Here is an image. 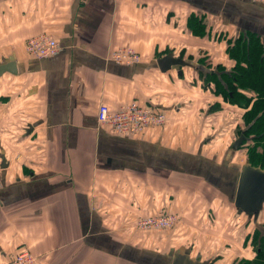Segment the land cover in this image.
<instances>
[{
  "label": "crops",
  "instance_id": "crops-1",
  "mask_svg": "<svg viewBox=\"0 0 264 264\" xmlns=\"http://www.w3.org/2000/svg\"><path fill=\"white\" fill-rule=\"evenodd\" d=\"M194 17L203 19L204 33L191 32ZM249 33L264 42V3L0 0V65L13 57L17 67L0 75V264L23 248L40 264H172L185 251L217 264L219 256L196 251L190 233L177 238L182 247L166 251L160 237L148 248V234L128 228L140 218L178 213L184 231L194 224L190 215L208 217L227 203L246 220L240 236L231 234L232 248L249 251L241 252L243 230L264 227V204L257 218L235 206L247 153L232 146L245 110L227 107L198 74L201 58L233 68L228 42ZM41 34L58 40V55H27V41ZM127 46L141 62L111 60ZM169 54L190 65L163 71L158 62ZM132 102L165 113L167 123L133 136L98 122L100 104L118 110ZM216 102L220 112H210ZM235 107L242 113L232 118L230 140L206 132L208 125L224 129Z\"/></svg>",
  "mask_w": 264,
  "mask_h": 264
},
{
  "label": "trees",
  "instance_id": "trees-1",
  "mask_svg": "<svg viewBox=\"0 0 264 264\" xmlns=\"http://www.w3.org/2000/svg\"><path fill=\"white\" fill-rule=\"evenodd\" d=\"M204 26L200 17L192 18L189 23L193 34L204 33ZM228 43L227 56L235 62L232 70L222 64L216 69H205L207 58H201L198 74L204 87L212 92L214 90L217 97L245 110L241 117V128L237 130L238 138H243L239 151L247 149V162L264 169V42L259 36L249 33ZM221 105L220 102L212 103L209 111H218ZM244 244L251 246L255 258L236 259L234 264H264V231L256 227L246 235Z\"/></svg>",
  "mask_w": 264,
  "mask_h": 264
},
{
  "label": "rangeland",
  "instance_id": "rangeland-1",
  "mask_svg": "<svg viewBox=\"0 0 264 264\" xmlns=\"http://www.w3.org/2000/svg\"><path fill=\"white\" fill-rule=\"evenodd\" d=\"M206 61H207V63H204L205 67H206L205 69H207L208 67L216 69V66H214V64L209 65L208 60H206ZM232 64L235 65V62L232 61ZM226 68L228 70H232V67L226 66ZM200 82H201L200 84L204 87L203 80L200 79ZM201 89H202V93H203V88H201ZM213 92H214V90H213ZM213 99H215V97H213ZM216 103H219V102H216ZM227 103L228 102H226V104ZM208 105L209 104L202 102V107L204 109H208ZM227 107H234V105L228 104ZM220 110L221 109H219L217 112L219 113ZM241 113L242 112L239 109H237L236 107L232 108L230 110V112L228 113L229 116L225 120V121H229V124H227V126H226L224 123V125H225L224 129H222L221 124L217 127H213L212 125H208V126H206V129H205L206 132L212 133L214 131V129H216V130H218V133L222 134L220 138H224V139H226V141L230 140V135H232V133L234 131V127L237 124L236 121L233 120L232 118H236L238 115H241ZM206 119L209 121V118L206 117ZM231 121H232V125H230ZM240 128L238 127V129H240ZM208 135H211V134H208ZM223 141H225V140H223ZM216 145H218L217 141H216ZM229 145H230V142H227L226 147H228ZM249 147L251 148L252 146H248V148ZM206 148H208V146ZM245 152L247 153V149L245 150ZM244 156L245 155H240L237 158V160L240 157L243 158ZM242 158H241V160H242ZM226 205H227L226 208H228V206H230L228 203ZM226 208L223 207L221 212H219V213L216 212V214H214L210 210L211 212L208 211V217H203L200 214H198L196 216L190 215L189 216L190 223H194V224H192V226L189 225L187 230H184V231H183L182 225L179 224L180 220L182 219L181 215L179 217L180 220L176 224H174L172 227H170L169 229L152 227L150 224L147 223L148 218L156 217L159 214L151 215V216H147V217L138 219L137 221H135V223H133L131 225V227L128 228V231L140 232L141 234H145V235L148 234V248H152L151 244L152 245L154 244L152 239H158V237H160L161 242H159L158 246H162V249L165 246L167 248L166 251L171 250L169 248H172V247H175V248H178L180 246L182 247L183 241L176 242L178 240L177 238H180V236L183 233H186V234L190 233V236H193L195 238V241H197L198 248L196 249V251L199 252V251H202L204 249L205 253L207 252L206 258H208L210 256H213V257L219 256L220 259H218L219 261H217V264H234L236 259H238V261H239V259H242V258H248V259L249 258L250 259L255 258L254 257L255 256L254 251L251 248L249 251L242 252V250H245L246 247L249 246V245L244 244V242H243V246H241V252L242 253H239V251H238L239 249L236 250V248L239 247V245H237V247L234 249L232 248V245H234V243H235L233 240V237L241 235L240 233H239V235L237 233H238V230L239 231L241 230L242 226H245L244 221H246V220L243 221L242 219H240V221H238V219L236 218L235 209L229 211V209L226 210ZM202 209H204V207H202ZM171 214H175V213H171ZM176 215H179V214L176 213ZM200 218H202V219H200ZM260 226H262V227H257V228L259 230H264L263 225H260ZM255 228L256 227H254L253 225L250 226L249 229L245 228L243 230V232H246L245 237L248 233H252L255 230ZM221 232H223L222 236H221ZM206 234H208V235L210 234L209 237L206 238L205 237ZM231 234L234 236H232ZM166 235H167V237H166ZM221 237L224 239L223 242L218 241V239H221ZM245 237H244V240H245ZM204 238L207 239L205 243L201 242V240ZM165 239H166V241H165ZM241 239H243V235L240 237L239 241L237 242L238 244H239V242H241ZM198 240H200L199 242L201 244H199ZM175 245H177V246H175ZM230 245H231V250H230ZM249 247H251V246H249ZM225 252H227V253H225Z\"/></svg>",
  "mask_w": 264,
  "mask_h": 264
},
{
  "label": "built area",
  "instance_id": "built-area-1",
  "mask_svg": "<svg viewBox=\"0 0 264 264\" xmlns=\"http://www.w3.org/2000/svg\"><path fill=\"white\" fill-rule=\"evenodd\" d=\"M264 3V0H254ZM61 51L60 43L49 34L37 35L26 43V53L34 59H47L58 55ZM111 60L123 65H133L142 61L141 54L133 47H121L112 55ZM98 122L113 129L116 133L133 136L143 135L150 129L163 127L167 123V116L152 107H143L137 102L124 105L118 110H112L102 103L98 109ZM0 176V185H1ZM176 214H160L150 217L147 223L152 227L169 229L180 218ZM6 264H40L38 258L27 248L20 250L13 260Z\"/></svg>",
  "mask_w": 264,
  "mask_h": 264
},
{
  "label": "water",
  "instance_id": "water-1",
  "mask_svg": "<svg viewBox=\"0 0 264 264\" xmlns=\"http://www.w3.org/2000/svg\"><path fill=\"white\" fill-rule=\"evenodd\" d=\"M158 65L163 71L176 68L179 71L184 66L190 65L189 61H183L180 58H175L169 54L161 58ZM16 63L14 58L11 57L9 63L0 65V75L4 72L16 73ZM32 129V128H31ZM30 129V130H31ZM30 132V131H28ZM243 144V138H238L232 146V149L237 151ZM2 168H6L3 157ZM264 204V169L253 167L248 162L244 165L239 179L238 191L235 198V206L239 213H246L250 218L258 217L260 210ZM199 259H192L189 252H177L175 254L172 264H208L200 262Z\"/></svg>",
  "mask_w": 264,
  "mask_h": 264
},
{
  "label": "flooded vegetation",
  "instance_id": "flooded-vegetation-1",
  "mask_svg": "<svg viewBox=\"0 0 264 264\" xmlns=\"http://www.w3.org/2000/svg\"><path fill=\"white\" fill-rule=\"evenodd\" d=\"M238 139V138H237ZM187 251H185L184 253H186ZM190 255V254H189ZM175 257V256H174ZM194 260H196V259H194ZM201 262V261H200Z\"/></svg>",
  "mask_w": 264,
  "mask_h": 264
}]
</instances>
